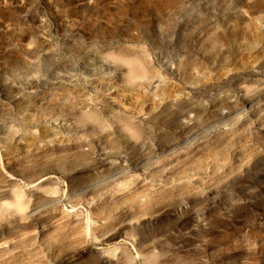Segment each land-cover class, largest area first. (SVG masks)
I'll return each mask as SVG.
<instances>
[{
  "label": "rangeland",
  "instance_id": "1",
  "mask_svg": "<svg viewBox=\"0 0 264 264\" xmlns=\"http://www.w3.org/2000/svg\"><path fill=\"white\" fill-rule=\"evenodd\" d=\"M0 206V264H264V0H0Z\"/></svg>",
  "mask_w": 264,
  "mask_h": 264
},
{
  "label": "bare ground",
  "instance_id": "2",
  "mask_svg": "<svg viewBox=\"0 0 264 264\" xmlns=\"http://www.w3.org/2000/svg\"><path fill=\"white\" fill-rule=\"evenodd\" d=\"M14 198H15V202H14V207H16V209L18 211H21L23 209V204H22V194L19 191H14ZM0 209H2V206H0ZM66 213H73L74 211L72 210L71 212H68V210H65ZM85 231L87 233L90 232V221L87 218L86 221V225H85ZM141 255H143V252H140ZM152 260L153 257H151L150 259H148V264H152Z\"/></svg>",
  "mask_w": 264,
  "mask_h": 264
}]
</instances>
